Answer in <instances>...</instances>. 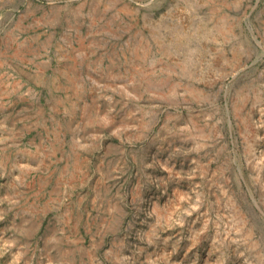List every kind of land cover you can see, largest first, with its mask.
<instances>
[{"label": "rangeland", "instance_id": "1", "mask_svg": "<svg viewBox=\"0 0 264 264\" xmlns=\"http://www.w3.org/2000/svg\"><path fill=\"white\" fill-rule=\"evenodd\" d=\"M177 262L264 264V0H0V264Z\"/></svg>", "mask_w": 264, "mask_h": 264}, {"label": "crops", "instance_id": "2", "mask_svg": "<svg viewBox=\"0 0 264 264\" xmlns=\"http://www.w3.org/2000/svg\"><path fill=\"white\" fill-rule=\"evenodd\" d=\"M65 8L66 7L61 8L59 10V12L63 13V10H65ZM212 18H214V19H212ZM223 18L226 20L229 19V18H227V15H222V16L219 15V17L218 16L212 17L210 15H203V13H201V24H212L213 25V30H210V31H208L207 29L201 30V40L210 39V38L214 39L215 38V39L220 41L223 31H222V29H217L214 25L217 24V22ZM224 32L226 33V32H228V30H225ZM216 34H217V36H215ZM177 264H179V263L177 262Z\"/></svg>", "mask_w": 264, "mask_h": 264}, {"label": "built area", "instance_id": "3", "mask_svg": "<svg viewBox=\"0 0 264 264\" xmlns=\"http://www.w3.org/2000/svg\"><path fill=\"white\" fill-rule=\"evenodd\" d=\"M129 1L136 3L140 7H147L153 4L155 0H142L139 2H135L134 0H129Z\"/></svg>", "mask_w": 264, "mask_h": 264}, {"label": "bare ground", "instance_id": "4", "mask_svg": "<svg viewBox=\"0 0 264 264\" xmlns=\"http://www.w3.org/2000/svg\"><path fill=\"white\" fill-rule=\"evenodd\" d=\"M210 186V185H209ZM226 188V187H225ZM211 191V190H210ZM230 191V190H229ZM231 192V191H230ZM207 193V192H206ZM213 193V192H212ZM221 194V193H220ZM224 194V193H223ZM232 194V193H231ZM235 195V194H234ZM224 196V195H223ZM233 196V195H232ZM222 197V196H221ZM226 197V196H225ZM229 197V196H228ZM238 197V196H237ZM227 198V197H226ZM209 199V198H208ZM240 200V199H239ZM232 202V201H231ZM239 202V201H238ZM245 203V202H244ZM240 207V206H239ZM238 207V208H239ZM219 210V209H218ZM240 212V211H239ZM238 212V213H239ZM220 213V212H219ZM237 213V212H236ZM222 214V213H221ZM248 215V214H247ZM218 217V216H217ZM239 220V219H238ZM247 220V219H246ZM236 222V221H235ZM242 223V222H241ZM247 223V222H246ZM229 226V225H228ZM240 226V225H239ZM228 230V229H227ZM246 231V230H245ZM233 232V231H232ZM235 232H237V231H235ZM250 232V231H249ZM236 234V233H235ZM240 235H241V233H240ZM240 237H242L243 238V236L241 235ZM239 237V238H240ZM245 238V237H244ZM247 238V237H246ZM236 239V238H235ZM232 240V239H231ZM237 240V239H236ZM243 240V239H242ZM244 242V241H243ZM247 244V243H246ZM249 248V247H248Z\"/></svg>", "mask_w": 264, "mask_h": 264}]
</instances>
